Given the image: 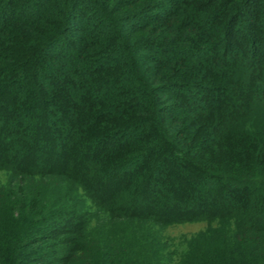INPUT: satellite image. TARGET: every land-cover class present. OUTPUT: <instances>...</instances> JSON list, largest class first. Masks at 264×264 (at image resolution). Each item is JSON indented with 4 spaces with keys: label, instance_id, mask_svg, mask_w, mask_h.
I'll use <instances>...</instances> for the list:
<instances>
[{
    "label": "trees",
    "instance_id": "16d2710c",
    "mask_svg": "<svg viewBox=\"0 0 264 264\" xmlns=\"http://www.w3.org/2000/svg\"><path fill=\"white\" fill-rule=\"evenodd\" d=\"M33 1L0 0V16L17 14ZM93 5L98 20L86 25L84 7ZM257 7L255 0H64L63 8L34 22L24 16L8 20L0 29V172L7 174L6 182L0 180V264H168V243L159 229L194 220L218 225L199 232L203 248L201 255L192 254L193 264H264V113L245 119L254 99H239L243 111L232 98L226 106L219 100L217 108L194 104L197 96L243 97L264 90L262 80L251 90L245 85L248 63L227 59L241 40L255 51L264 46ZM105 19L112 29L98 32ZM67 46L70 61L62 49ZM118 49L126 61L106 64ZM126 73H134L137 82H124ZM103 89L112 96L102 95ZM143 98L149 104L142 105ZM228 116L240 118L229 131ZM27 117L35 125L24 129ZM38 129L39 141L27 144ZM133 134L138 141L124 147ZM109 144L117 147L108 149ZM53 146L62 159L77 152L92 177L121 171L123 179L138 158L157 154L143 163V175L133 183L143 197L161 163L171 172L168 187L182 198L208 180L251 179L258 188L241 195L244 206L231 212L209 207L177 216L161 209L154 217L136 208L120 214L91 190L92 177L69 174L67 162L50 166ZM38 153L49 155L27 168ZM179 169L187 177L175 176ZM224 184L221 195L241 187ZM248 203L262 209L257 224ZM63 215L79 222L68 227L58 220Z\"/></svg>",
    "mask_w": 264,
    "mask_h": 264
},
{
    "label": "rangeland",
    "instance_id": "374dc122",
    "mask_svg": "<svg viewBox=\"0 0 264 264\" xmlns=\"http://www.w3.org/2000/svg\"><path fill=\"white\" fill-rule=\"evenodd\" d=\"M258 3V19L259 22L261 23V35L264 36V0H255ZM64 5V0H34L33 2H30L26 5L25 9L23 10H17L19 13H15L13 15L5 14L3 18L0 16V29H2L9 21L13 20V18L16 17H26L27 21L34 22L35 20L39 19L40 16L43 13H48L49 11H53L54 9H61L63 8ZM85 8V21H88V23L85 24H94L98 20V17L95 16V6H90V7H84ZM36 18V19H35ZM73 21V20H72ZM79 20H76L75 25H80V27H83L81 25V22L78 23ZM112 29V23L108 20L105 19L102 24L98 27V32H106L107 30ZM241 44V47L237 50H230L227 52V59L233 60L235 62H240V61H245V63H248L249 66L247 67L248 70L250 71V74L247 76L249 77L247 80H245V85L250 88L253 85H256L262 81H264V46L260 47L259 50H254V48H249L247 47L246 44H243V40L239 42ZM219 49V46H217ZM63 52L65 55H67V60L70 61L72 57V49L67 46L66 48H62ZM182 54L185 55H190V51H185L184 49L181 50ZM219 51V50H218ZM209 52H205V54H208ZM210 54V53H209ZM126 61V56L125 53L123 52L122 49L116 50V52L111 55L110 58L107 59L106 64H114L116 62H125ZM72 62V61H71ZM70 62V63H71ZM217 64L222 66L223 63L221 61H217ZM255 64L257 65L256 69L254 66ZM232 69L235 70L236 66H230ZM243 77V76H242ZM242 79V78H241ZM243 80V79H242ZM262 80V81H261ZM124 82H127L129 84H135L137 82L136 75L134 73H126L124 75ZM112 91H108L107 89H103V94L106 95L109 98L112 96ZM246 93V92H245ZM241 94L234 96L231 94V92H222L219 96H216L215 94L210 95L209 98H202L200 96H197V100L195 104V107H197L198 104L202 105H210L213 107L218 106L219 100H223L225 102L226 106V101H229L227 98H232V103H238L237 108H239V111H243L244 107L242 103L244 102L240 101L244 99H254V104L253 108L251 109V113L244 115L245 119L250 118L251 116L254 115H261V113H264V90L257 91V93H251L249 91L247 94ZM101 98V95H99ZM240 99V100H239ZM239 101V102H238ZM141 104L146 105L149 104L148 99L143 98L141 99ZM193 108V101H192V107ZM193 110V109H192ZM244 113V112H243ZM249 113V112H248ZM31 117H27L28 123H26L25 128L34 126L35 124L31 122L30 120ZM238 119V121H237ZM237 121V122H236ZM240 122V118H236V116H228L226 119V123L224 128H227V130L233 129V127ZM33 123V124H32ZM23 129V128H22ZM23 129V130H24ZM38 134L37 136H31L29 135L26 138V142L28 143H34L38 142L40 137H41V129L37 130ZM227 134V133H226ZM128 138L124 140L122 144L123 146H130L135 143V141H138V135L133 134L130 136H127ZM69 138H67V142ZM60 147V143H59ZM111 147H117L111 146V144L108 145V149ZM57 149L53 146V151L49 154H37L35 158H31L29 160L28 164L26 165L27 168H32L33 164H39L43 160H45L48 156V163L50 166L57 168V163L61 162H67L66 167L64 168V171L68 172L69 174H77L81 173V177L85 178L87 177L88 179L92 177V174L90 173V167H85L81 165L79 162V154L77 152H72L68 159H62L58 156L57 152H55ZM19 153H24L25 147L22 146L19 148ZM105 152V151H104ZM100 158L105 157V154L103 152L100 153ZM152 157V158H151ZM157 154H154L153 156H149L147 154V157H142L141 159H137L134 164H130L128 166V173L124 178H119L120 176L123 175L121 171L114 172L112 175L109 177H103L101 174H97L96 176L92 177L93 179V185L94 188L91 189L94 191L95 194L101 195L102 196V201L104 202V206H111L116 209L120 208L118 212L120 214H125L126 212H132L136 208H138V212L142 215H153L154 217H160L161 216V209H169L174 212V215L179 216L181 214V211H200L205 208L211 207L215 211H233L234 209H239L243 205V202L241 201V195H252V190L258 188V184L256 185V182L253 180H243V182H230L227 180V182L224 184V189H228L230 187H235V184L241 185L238 186V189H230V191L233 190V192L230 193H224L220 194V184L216 180H208L205 183L202 184H197L191 186V194H189L188 197L182 198L181 193H179L175 189H170L168 187V182H167V177L171 175L169 166L163 165L162 163L157 167V179L153 181V185L148 188L146 191L147 197L140 196L137 193V188H135V185L133 183H136L139 179H141L144 169L143 166L145 165V162L151 161V159H156ZM86 161L90 162L91 158L86 156ZM62 163V164H63ZM144 163V165H143ZM87 165V164H86ZM62 168V167H61ZM179 169L178 172L175 173V176L179 177H187L186 171ZM122 179V180H119ZM0 180L2 182L7 181V174L4 171L0 172ZM133 180H135L133 182ZM186 180V179H183ZM129 183H131L129 185ZM184 185V183H182ZM186 186V185H185ZM190 186V185H189ZM262 186V184H260ZM259 186V187H260ZM255 187V188H253ZM257 187V188H256ZM255 191V190H254ZM235 194V195H234ZM149 195V196H148ZM238 195V197H237ZM113 196V197H112ZM224 197V199H223ZM245 197V196H244ZM253 197L252 204L254 205L255 202H257V193L255 192ZM116 203V205H111V203ZM223 203V205H222ZM252 204L248 203V205H245L247 211H250V217L252 219L255 218L253 221V224L259 223V218L262 216V209H254L252 207ZM147 209H151L152 211H149ZM82 210V208H81ZM115 211V210H114ZM253 212V213H252ZM256 214V215H255ZM59 222L64 223L68 227H72L75 223L79 222V219L77 216H61L59 217ZM212 224L213 226H217L218 223L217 221L209 222L207 220H194V221H186V222H178V223H173L170 225H166L164 228L159 229L160 234L164 238V241L168 243L167 245V250H165V260L164 263L167 262L168 264H179L181 261L184 259V257H187V260L185 263L187 264H193V257L197 255L198 253L201 255L200 252H202L203 248V243L202 236L198 235L200 231L206 230L208 226ZM120 230H124L122 227ZM127 235V233H125ZM130 236H136L133 232H130ZM142 234L139 233V237H141ZM201 237V239H200ZM201 249V250H200ZM35 251V250H32ZM216 252H219V249L214 250ZM193 254V257H192ZM191 256V257H190ZM210 257V256H209ZM213 257V256H211ZM211 257L209 259H211Z\"/></svg>",
    "mask_w": 264,
    "mask_h": 264
}]
</instances>
